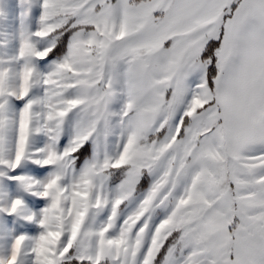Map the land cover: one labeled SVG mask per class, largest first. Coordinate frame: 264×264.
<instances>
[{
	"label": "snow or ice",
	"instance_id": "1",
	"mask_svg": "<svg viewBox=\"0 0 264 264\" xmlns=\"http://www.w3.org/2000/svg\"><path fill=\"white\" fill-rule=\"evenodd\" d=\"M0 264H264V0H0Z\"/></svg>",
	"mask_w": 264,
	"mask_h": 264
}]
</instances>
